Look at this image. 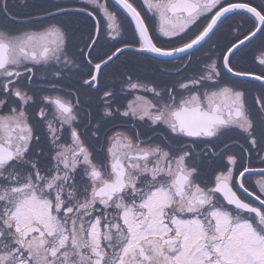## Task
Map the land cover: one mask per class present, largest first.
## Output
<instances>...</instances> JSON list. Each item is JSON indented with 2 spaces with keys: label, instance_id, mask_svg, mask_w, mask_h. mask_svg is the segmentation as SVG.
<instances>
[{
  "label": "snow or ice",
  "instance_id": "6c2138e0",
  "mask_svg": "<svg viewBox=\"0 0 264 264\" xmlns=\"http://www.w3.org/2000/svg\"><path fill=\"white\" fill-rule=\"evenodd\" d=\"M0 17V264H264V0H0ZM258 38L259 72L235 62ZM237 81L259 82L255 112Z\"/></svg>",
  "mask_w": 264,
  "mask_h": 264
},
{
  "label": "flooded vegetation",
  "instance_id": "af4514ba",
  "mask_svg": "<svg viewBox=\"0 0 264 264\" xmlns=\"http://www.w3.org/2000/svg\"><path fill=\"white\" fill-rule=\"evenodd\" d=\"M9 6L12 9L14 13H19L21 15L27 14V13H34L38 7L41 6V0H8ZM254 2L259 3V0H254ZM137 6H141V0H136ZM242 18L239 16L235 17H230L228 20H226L219 28L217 31V34L215 37H213V40L218 42L221 46L227 42V40L232 38V35L235 33L232 32L230 33L229 26L231 25L233 28H235V25L240 22ZM121 20L123 22V27L125 29V38L127 39L128 37V32H130V37L131 36V29L130 26L127 22L126 19L121 17ZM0 23H6L3 20V17H0ZM10 28H18L20 25H8ZM247 26V25H246ZM261 41L258 38L257 40L253 41L252 44H249L246 48L242 49L240 53L237 54V57L235 59V62L238 63L241 67L245 68H254L256 69L257 72H259V68L257 65L253 62L254 55L258 54V49L260 47ZM208 45H205V49H207ZM99 51V49H98ZM203 51V49L201 50ZM75 50L74 48L70 47L69 48V53L70 55L74 54ZM196 56H199L200 53L197 52L195 53ZM121 61H126L128 63L129 67L134 68L135 71H137L140 75L144 76L145 78L151 80V79H156L160 83H166L169 81L168 77L160 76L159 73L156 71V65L153 61L150 59L143 57V56H134L131 53H126L125 56L121 57ZM79 63V60L77 59L76 61ZM175 63V62H173ZM119 64V62H118ZM117 65H111L108 69L105 70L106 73H111L113 69H115ZM193 67H196V64L194 63ZM65 73L67 77L71 78H66L63 81V84L65 86H72L76 87L74 75L76 74V69L72 68L71 71L65 69ZM45 75H50L45 69L39 68L37 69V76H45ZM237 83L242 84L245 88L248 90V104L249 107L252 109L253 112H255V107H254V97L258 94H260L261 89L259 82H255L252 84H248L246 81H237ZM116 87H119V84H116ZM36 97H37V104L34 105L30 111H36L39 107L43 106L40 104V96L42 95H47L50 94L44 90L43 82L42 81H37V86L34 88ZM81 93H86V90L81 89ZM99 93L96 92H90L82 95L83 100H89L90 103L93 105V113L96 114L98 109L95 107V105L98 103L97 101V96ZM87 107V105H85ZM86 122V121H85ZM146 130V129H145ZM259 130V128H258ZM43 127L41 125H37V132L38 134L41 135V140L43 141ZM148 135H152L151 132L147 133ZM230 135H234L230 133ZM256 167H259L258 164L254 165ZM259 179L258 176H252L250 177V180L255 181Z\"/></svg>",
  "mask_w": 264,
  "mask_h": 264
},
{
  "label": "rangeland",
  "instance_id": "374dc122",
  "mask_svg": "<svg viewBox=\"0 0 264 264\" xmlns=\"http://www.w3.org/2000/svg\"><path fill=\"white\" fill-rule=\"evenodd\" d=\"M127 39H129V40L131 39V37H130V32H128V37H127Z\"/></svg>",
  "mask_w": 264,
  "mask_h": 264
}]
</instances>
